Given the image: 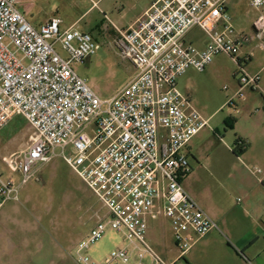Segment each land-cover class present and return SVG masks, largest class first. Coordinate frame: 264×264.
Segmentation results:
<instances>
[{
    "label": "built area",
    "instance_id": "obj_1",
    "mask_svg": "<svg viewBox=\"0 0 264 264\" xmlns=\"http://www.w3.org/2000/svg\"><path fill=\"white\" fill-rule=\"evenodd\" d=\"M18 1L0 0V131L19 115L34 133L27 148L3 156L18 180L0 174V206L18 200L20 189L36 178V166L58 155L106 209L75 247L77 264H131L134 254L136 264H144L145 255L151 264H166L148 239L149 221L158 216L169 222L183 257L218 225L182 183L192 170L185 147L209 120L180 93L176 80L226 55L238 67L235 95L257 89L260 75L246 69L253 53L240 55L241 39L250 44L264 37V0H245L260 11L252 35L237 31L230 14L244 0H153L134 23L113 27V46L135 71L108 99L75 68L100 49L97 39L76 24L65 26L59 16L36 26ZM195 28L204 43L188 39ZM109 229L127 246L95 260L88 249Z\"/></svg>",
    "mask_w": 264,
    "mask_h": 264
},
{
    "label": "rangeland",
    "instance_id": "obj_2",
    "mask_svg": "<svg viewBox=\"0 0 264 264\" xmlns=\"http://www.w3.org/2000/svg\"><path fill=\"white\" fill-rule=\"evenodd\" d=\"M151 2L152 0H19L18 4L32 24L47 20L53 15L59 16L64 19L65 26L76 24L97 39L101 44L100 49L83 62H77L75 68L101 99H108L126 84L135 71L131 62L121 58L113 46V42L118 40L113 27L121 29L134 23ZM230 11L235 29L252 35L253 23L260 11L249 6L245 0L232 5ZM188 39L202 44L205 42V35L195 28L188 34ZM241 40L240 55L251 51L254 56L248 71L263 59V52L256 45L259 42L264 44V37H254L250 44L243 38ZM56 48L63 56L68 55L59 45ZM237 69V64L231 58L221 55L204 71L190 68L176 80L180 93L188 97L194 109L208 119L210 125L216 124L214 130L209 127V123L202 128L196 146L195 143L194 147L191 146L195 159L193 161H196L193 168V173H196L195 185H201L203 192L206 155L211 143L221 137L226 138V141L231 137L226 123L234 117L231 115L237 108L234 106V99H239L233 96L238 86ZM225 85L228 89L224 88ZM231 100L234 103L232 105L229 104ZM217 109L218 114L210 120L209 117ZM33 133V128L19 115L0 131V174L3 178L14 177L18 180V174L6 166L3 156L27 148ZM197 162L202 169H198L200 166ZM36 173V178L20 189L18 200L10 199L0 206V264H77L73 255L75 247L87 236L97 216H103L106 209L63 157L56 155L51 161L39 164L36 166ZM148 239L153 250L164 259L170 261L179 254L169 222L165 218L158 216L150 219ZM123 242L118 232L109 229L89 247L88 252L95 260L100 261L115 248L127 246ZM197 242L174 264H186V260L190 264H200L201 242ZM259 242L263 240H258ZM137 260L139 259L135 254L131 256V264H136ZM142 261L144 264H151L152 257L145 255ZM112 264L123 263L115 261ZM209 264L242 263L237 257L226 256L223 250H219Z\"/></svg>",
    "mask_w": 264,
    "mask_h": 264
},
{
    "label": "crops",
    "instance_id": "obj_3",
    "mask_svg": "<svg viewBox=\"0 0 264 264\" xmlns=\"http://www.w3.org/2000/svg\"><path fill=\"white\" fill-rule=\"evenodd\" d=\"M47 20L34 25L39 26ZM260 50L263 59L248 70L250 74L260 75L259 87L255 90L245 88L243 96L239 97L235 95L239 90L237 81L238 86L233 93L239 97L234 99L237 108L231 113L233 119L226 123L231 137L227 141L223 137L215 139L210 145L206 155L204 192L201 185H195L196 173H193L196 161H193L191 146L194 147V143L196 146L199 133L185 147L192 170L182 180L184 188L218 225L198 240L201 242L200 264L212 263L219 250H223L226 256L237 257L242 264H264V48ZM253 60L254 56L246 69L250 68ZM217 114L218 109L209 119L213 120ZM215 125L209 122L213 130ZM237 138L246 144L242 153L235 150ZM197 165L202 169L198 162ZM249 166H255L262 172L256 173ZM258 240L263 242L258 243ZM159 257L166 264H174L181 256L179 253L170 261Z\"/></svg>",
    "mask_w": 264,
    "mask_h": 264
},
{
    "label": "trees",
    "instance_id": "obj_4",
    "mask_svg": "<svg viewBox=\"0 0 264 264\" xmlns=\"http://www.w3.org/2000/svg\"><path fill=\"white\" fill-rule=\"evenodd\" d=\"M234 147L237 152L242 153L246 148V144L244 143V141H242L241 138H237L235 139ZM182 258L183 257H181V259ZM186 264H190V263L186 260Z\"/></svg>",
    "mask_w": 264,
    "mask_h": 264
}]
</instances>
